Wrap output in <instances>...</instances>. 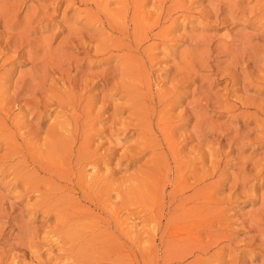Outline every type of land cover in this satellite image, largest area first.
Returning <instances> with one entry per match:
<instances>
[{
	"label": "rangeland",
	"instance_id": "obj_1",
	"mask_svg": "<svg viewBox=\"0 0 264 264\" xmlns=\"http://www.w3.org/2000/svg\"><path fill=\"white\" fill-rule=\"evenodd\" d=\"M0 264H264V0H0Z\"/></svg>",
	"mask_w": 264,
	"mask_h": 264
}]
</instances>
